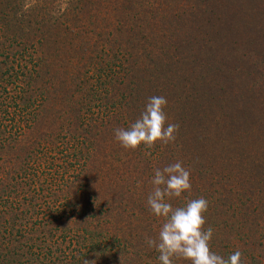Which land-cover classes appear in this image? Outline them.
Segmentation results:
<instances>
[{"label": "trees", "instance_id": "16d2710c", "mask_svg": "<svg viewBox=\"0 0 264 264\" xmlns=\"http://www.w3.org/2000/svg\"><path fill=\"white\" fill-rule=\"evenodd\" d=\"M245 1L0 0V113L27 114L23 133L37 134L0 129L19 158L0 176V264H160L147 197L155 170L177 161L191 193L171 203L208 201L210 250L264 264V89L257 72L208 59L233 37L253 46L246 64L259 55L264 11ZM153 96L175 142L124 150L115 130ZM40 145L55 153L45 164Z\"/></svg>", "mask_w": 264, "mask_h": 264}, {"label": "clouds", "instance_id": "9594fccd", "mask_svg": "<svg viewBox=\"0 0 264 264\" xmlns=\"http://www.w3.org/2000/svg\"><path fill=\"white\" fill-rule=\"evenodd\" d=\"M163 96L149 98L141 116L127 130L117 128L115 140L124 150H135L141 144L152 148L159 142L174 143L178 125L166 124ZM152 190L147 197V206L152 215L162 220L158 236L147 238L146 243L158 253L160 264H174V260L190 261V264H241L242 253L236 250L224 258L210 250L213 228L204 229V213L208 201L199 197L187 201L184 206L174 207L173 200L190 191V172L177 161L156 169L151 180ZM84 264H96L95 260H84Z\"/></svg>", "mask_w": 264, "mask_h": 264}, {"label": "rangeland", "instance_id": "374dc122", "mask_svg": "<svg viewBox=\"0 0 264 264\" xmlns=\"http://www.w3.org/2000/svg\"><path fill=\"white\" fill-rule=\"evenodd\" d=\"M245 2H243V5L245 4ZM161 5H162V3H161ZM249 7H257V8L264 11V0H254L250 3ZM235 9H236V11H235L236 13L239 11H242V13H243V9H240L238 7ZM261 27L264 29V23L262 24ZM152 33H154V35H155L154 39L156 40L158 35H156V32L153 30H152ZM225 33L223 35H225ZM243 35L244 34H242V36ZM263 42H264V40H263ZM245 47H253V46H251V45L249 46L248 42H245L243 40V38L233 37V38L224 42V44L220 48L219 54L215 55L213 58H212V55L209 54L208 59H210V60L212 59V61H214L215 63L219 62L220 64H222L219 66L221 70L229 71L234 66H235L234 70H238L237 67H240L242 69L241 66H243L244 68H248L247 70H249L251 73L257 72L253 81H255V82L257 81L256 84H257V87L259 89H264V45L262 47H259V49H255V53L259 54V55H255L254 60L251 62H247V64L245 63L244 58L247 57L248 51H243V50L251 49V48H245ZM235 52L237 53V55H235ZM238 60H241V62H238ZM143 74L148 75V72H145V73L143 72ZM249 79H250V77H248V80ZM8 111L13 112L12 109H8ZM99 114L100 113H98V115ZM12 115H13L15 121L10 123V121L3 119L4 117H6V115L2 112L0 113V118L2 117L1 118L2 120H0V123H2L0 125V129L2 126L3 128L8 129L9 133H13L15 130L13 139H19L21 141L22 140L23 141L34 140L35 136H37V134H35V136L31 137L33 131L31 132V135H27L26 133H23V131L25 130V126H27V124H25V122H27L29 124L30 123V117L27 116V114L24 115L22 113H20V114L12 113ZM86 116H88V114ZM12 123H13V127H12ZM36 129H38V127ZM0 132H2V131L0 130ZM1 136L3 138L4 134L1 133ZM3 143L5 145V143H7V142L1 140L2 145H3ZM12 145H13V143L9 144V146H11V147H12ZM41 147H43V148L41 149ZM51 147L52 146H45V145L39 146V151H42V152L37 154V155H39L37 157L39 159L38 163L45 164V163H42L44 161V158L49 160L50 156L55 155L54 152L48 151L51 149ZM6 150H8L6 147H4V146L0 147V165L2 167V168H0V176L1 177L3 176V173H5V170L7 171V169L10 167V165L14 164V162H18V159H19L18 157L14 158L12 156V154L7 153ZM33 150H36V147ZM39 151H37V152H39ZM34 152H36V151H34ZM5 193H7V192L5 191ZM186 193L189 194L191 192L188 191ZM182 196H183V194H182ZM3 197H6V196L4 195ZM17 197L20 198L21 196H18L16 193V196L12 195L11 197H6V199H4L2 201L3 207H1V208H3L2 212L4 214H6V213L8 214V212L11 211L10 207H7V204H9L10 200L13 198H17ZM3 202H6V203H3ZM0 205H1V203H0Z\"/></svg>", "mask_w": 264, "mask_h": 264}]
</instances>
